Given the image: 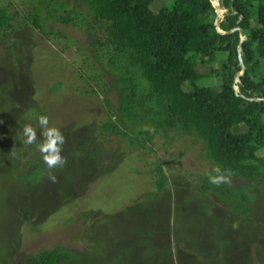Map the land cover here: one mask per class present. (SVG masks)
<instances>
[{
  "label": "rangeland",
  "instance_id": "1",
  "mask_svg": "<svg viewBox=\"0 0 264 264\" xmlns=\"http://www.w3.org/2000/svg\"><path fill=\"white\" fill-rule=\"evenodd\" d=\"M70 1V9L87 12L85 2ZM4 3L23 13L19 0ZM172 3L157 0L153 8ZM215 5L222 17L224 8ZM52 27L58 37L17 18L6 40L0 37V264H27L32 254L58 246L79 255L66 264L107 263L120 255V264H264V184L231 176V185L251 187L253 209L245 219L228 200L195 193L197 180L214 165L193 136L158 135L152 150L134 152L114 136L101 159L92 160L107 109L89 75L101 66L83 26ZM115 79L105 74L106 82ZM110 96L117 104L114 90ZM39 115L64 134L61 154L67 155L63 166L50 170L45 164L43 180L30 184L20 177L42 157L37 144L23 142V127L32 125L42 141ZM158 162L169 179L161 193L155 186ZM176 223L183 237L174 240ZM189 235L199 236L198 244L183 242Z\"/></svg>",
  "mask_w": 264,
  "mask_h": 264
},
{
  "label": "trees",
  "instance_id": "2",
  "mask_svg": "<svg viewBox=\"0 0 264 264\" xmlns=\"http://www.w3.org/2000/svg\"><path fill=\"white\" fill-rule=\"evenodd\" d=\"M79 1L85 2L86 13L70 9V0H19L23 13L13 11L10 3L0 4V37L6 40L17 18L48 38L60 35L54 24L85 28L94 62L101 66V72L89 77L107 109L97 125L101 140L92 160L101 159L114 136L134 152L152 150L155 137L173 132L201 142L214 168L264 184V155L258 154L264 148V0H219L222 17L213 0H173L158 11L153 8L157 0ZM105 74L116 76L114 83L106 82ZM205 78L217 82L205 84ZM240 125L245 129L235 131ZM124 148L119 150L122 157ZM212 170L197 180L195 193L228 200L233 212L245 219L253 209L251 187L212 185L207 175ZM45 172L40 158L20 178L40 183ZM155 172L156 191L161 193L169 179L162 163L155 165ZM174 229L177 240L181 228L176 223ZM190 240L200 241L189 235L183 242ZM78 257L58 246L32 254L27 264H66ZM116 259L120 264L122 255Z\"/></svg>",
  "mask_w": 264,
  "mask_h": 264
},
{
  "label": "clouds",
  "instance_id": "3",
  "mask_svg": "<svg viewBox=\"0 0 264 264\" xmlns=\"http://www.w3.org/2000/svg\"><path fill=\"white\" fill-rule=\"evenodd\" d=\"M37 119L43 140L37 142L36 129L32 125H25L23 127V142L29 145H38V151L48 169L51 170L63 166L65 160L61 155V152L62 146L65 143L64 134L58 127L49 126V119L46 115H39ZM207 175L209 182L212 185L220 186L222 184L230 183L231 173L222 170L220 167L214 168L212 172H209ZM50 178L55 181L54 175H50Z\"/></svg>",
  "mask_w": 264,
  "mask_h": 264
},
{
  "label": "water",
  "instance_id": "4",
  "mask_svg": "<svg viewBox=\"0 0 264 264\" xmlns=\"http://www.w3.org/2000/svg\"><path fill=\"white\" fill-rule=\"evenodd\" d=\"M218 6H223L220 2H219V0H213ZM218 16L219 17H221V15L218 13ZM241 33H242V38H243V32L241 31ZM242 73V72H241Z\"/></svg>",
  "mask_w": 264,
  "mask_h": 264
}]
</instances>
